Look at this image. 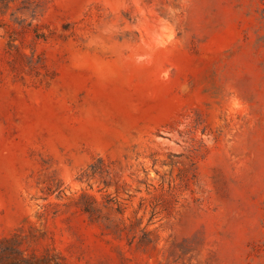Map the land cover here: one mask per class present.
<instances>
[{"label": "rangeland", "instance_id": "374dc122", "mask_svg": "<svg viewBox=\"0 0 264 264\" xmlns=\"http://www.w3.org/2000/svg\"><path fill=\"white\" fill-rule=\"evenodd\" d=\"M0 264H264V0H0Z\"/></svg>", "mask_w": 264, "mask_h": 264}, {"label": "trees", "instance_id": "16d2710c", "mask_svg": "<svg viewBox=\"0 0 264 264\" xmlns=\"http://www.w3.org/2000/svg\"><path fill=\"white\" fill-rule=\"evenodd\" d=\"M96 172H94L93 174H95ZM24 263H26V262H24Z\"/></svg>", "mask_w": 264, "mask_h": 264}]
</instances>
